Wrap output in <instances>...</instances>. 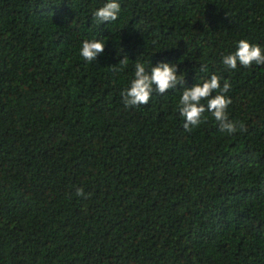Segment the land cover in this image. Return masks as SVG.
<instances>
[{
    "label": "trees",
    "instance_id": "16d2710c",
    "mask_svg": "<svg viewBox=\"0 0 264 264\" xmlns=\"http://www.w3.org/2000/svg\"><path fill=\"white\" fill-rule=\"evenodd\" d=\"M106 2L0 0V264H264V65L221 62L264 48V0H119L99 23ZM137 61L185 83L126 108ZM213 73L246 131H184L183 87Z\"/></svg>",
    "mask_w": 264,
    "mask_h": 264
},
{
    "label": "clouds",
    "instance_id": "9594fccd",
    "mask_svg": "<svg viewBox=\"0 0 264 264\" xmlns=\"http://www.w3.org/2000/svg\"><path fill=\"white\" fill-rule=\"evenodd\" d=\"M121 12L119 0H107L103 6L97 8L92 17L95 21L108 24L118 20ZM105 50V42L100 39L87 40L82 42L80 55L86 62H95L97 57ZM128 58L124 57L119 61L120 65H127ZM222 64L229 70H236L238 67L251 68L254 65H264V48L259 44L251 43L247 39L237 41L236 50L230 54L222 56ZM134 76L129 85L121 89L120 95L126 108L140 107L149 104L153 92L164 95L169 90L175 89L177 85L183 86L184 75L178 73L174 63L158 62L155 66H145L137 61L134 65ZM201 72H207V65L200 64ZM114 70H120L115 69ZM223 78L213 73L210 78L204 79L201 83H196L192 87H183L182 95L178 102L179 115L183 118V129L191 133L201 124L205 123L207 117L205 113L218 122L221 132L234 134L238 130L246 131V126L241 122L229 119L228 108L232 104V98L227 95L232 85ZM206 102V103H204ZM76 195L88 198L83 188H77Z\"/></svg>",
    "mask_w": 264,
    "mask_h": 264
}]
</instances>
